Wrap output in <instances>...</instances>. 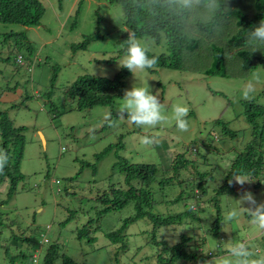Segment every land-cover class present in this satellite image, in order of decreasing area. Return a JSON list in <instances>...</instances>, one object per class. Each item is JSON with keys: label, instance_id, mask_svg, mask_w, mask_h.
I'll return each instance as SVG.
<instances>
[{"label": "rangeland", "instance_id": "rangeland-1", "mask_svg": "<svg viewBox=\"0 0 264 264\" xmlns=\"http://www.w3.org/2000/svg\"><path fill=\"white\" fill-rule=\"evenodd\" d=\"M41 1L46 12L40 25L27 27L0 22V54L10 58L9 61L0 60V110L6 111L16 126L26 127L21 162L25 179L20 182L17 192L2 205L8 198L9 183L0 182V217L6 224L0 228V264L7 260V248L12 253L21 249L30 251L32 258L38 256L34 264H42L47 246L54 242H58L61 254H67L79 264H160L157 253L162 244L154 242L153 226L147 218L127 226L126 249L120 248V243H114L106 235L134 213L132 203L100 218V228L92 233L96 237L94 242L79 238L77 231L95 216L94 197L98 191L113 183L124 184V175L117 166L120 159L155 163L159 166L160 179L164 173H170L171 161L177 153H186L201 171H212V177L207 180V195L199 199L197 205L193 198L186 200L188 204L196 205L199 220L193 222L190 218L187 221L190 224L161 227L156 238L172 245L180 240V234L192 235L193 249L205 256L207 252V255H222L229 235L222 230L223 226L220 236L213 234L212 224L218 216V209L209 200L214 189L222 184L226 165L235 148L240 141L246 142L250 137V123L242 114L244 99L241 98V89L253 72L261 76L256 84L255 99L264 104V68L260 66L246 74L244 71L242 75L239 72L242 68L236 63L233 71L227 72L229 76L169 67H158L156 72L148 69L137 72L136 77L131 73L126 78L125 89L134 84L150 88L164 105L168 122L154 129L137 128L126 120L109 126L105 117L110 115L115 119L120 97L113 106L97 105L80 110L73 108L77 102L68 96L66 90L82 75L112 78L121 69L118 61L124 53L118 39L125 22L123 6L110 0ZM96 32L104 35L103 38L91 41L85 49L73 51L72 44ZM5 33L14 34L5 37ZM141 40L151 51L166 50L164 42L157 44L153 39ZM29 45H32L33 52L28 51ZM20 54L24 59L19 63L17 57ZM52 102L64 112L56 114L57 109L51 111ZM176 104L189 109V130L186 132L178 131L172 119V108ZM218 118L229 121L232 129L240 130L239 136L235 139L215 136L211 130ZM144 136H154V144H142ZM203 139L214 140L217 149L202 146ZM120 142L123 147L118 146ZM112 144L114 147L97 160L96 155ZM73 176L76 179L69 183L68 178ZM179 179L190 180L176 184V178L163 188L158 181L152 184L158 201L155 212L183 209L184 200L173 204L171 199L180 192L186 196L191 183L193 186L197 179L188 171L180 173ZM254 182L246 183L243 188L235 185L236 193L220 197L221 222L228 210L236 206L235 199H239L244 190H250L258 201H264V180L259 187H255ZM71 211H75V217L62 225ZM96 226L94 223L92 229ZM17 228L27 233L25 236L35 232L34 237L40 239L38 245L43 246L41 250L40 246L34 249L33 245L23 247L8 243L11 233L19 232ZM227 228L233 237L251 242L257 251L264 253V230L252 225L245 211L242 210L237 223ZM16 263L19 264L18 260ZM56 264H62L61 255ZM175 264L204 262L178 260Z\"/></svg>", "mask_w": 264, "mask_h": 264}, {"label": "trees", "instance_id": "trees-1", "mask_svg": "<svg viewBox=\"0 0 264 264\" xmlns=\"http://www.w3.org/2000/svg\"><path fill=\"white\" fill-rule=\"evenodd\" d=\"M110 1L119 2L123 6L125 22L124 27L119 31L118 39L119 45L122 46V53H124L123 49L126 46L124 41L128 38V32L135 33L141 39H153L157 44L165 43V51L149 52L150 56L156 55L158 57L156 67L148 69L150 72H156L158 67H169L179 70H203L206 74L229 76L230 74L227 72H232L236 63L238 67L241 66L242 71L239 70V72L242 75L260 66L264 68V52L259 50L252 52V47L247 43L249 30L258 25L261 19H264V0H228L230 9H222L211 23L199 26L188 35H182L175 22L166 14L153 15L148 10L146 0ZM45 12L46 8L41 0H0V22L2 23H16L27 27L38 26L41 24ZM13 34L5 33V37ZM103 36L100 32L87 35L82 41L72 44V49L75 52L79 49H85L91 41L101 39ZM261 48L264 51V46ZM28 51L33 52L32 45L28 46ZM21 56V59L17 57L19 63L24 59V55L21 54ZM0 60L9 61L10 58L9 56L2 57L0 54ZM55 71L57 72V70ZM130 74L129 70L121 68L112 78L91 74L78 77L67 86L66 90L68 96L77 102L76 107L73 108L82 110L97 105L113 106L116 99L123 96L127 85L126 78ZM51 105L50 110L55 111L57 109L56 114L64 112L58 110L53 102ZM242 105L244 107L242 114L250 123L251 133L246 142L240 141L238 148H235L233 157L226 165L227 169L222 184L214 189V194L209 200L218 209V216L212 224V231L216 236L221 235L222 227L219 208L220 197L226 193L237 192L236 186H230L228 182L233 173L250 175L251 179L255 180V187H259L264 180V104L254 99L251 102L243 100ZM229 124V121L218 118L213 122L211 131L215 132V136L220 135V139L221 137L235 139L241 131L232 129ZM25 129V126H16L8 113L0 110V150L6 153L9 158L3 173H0V182L7 181L9 183L8 198L3 200L1 205L17 192L20 182L25 179V175L21 171L26 143L23 134ZM213 141L203 139L202 146L208 149H217ZM118 146L123 147V142L118 143ZM113 147V144L106 147L96 155V159L100 160ZM117 166L124 175V184L113 183L109 188L98 191L94 197L95 216H91L78 229L79 238H88L89 242H94L96 237L92 233L100 228L98 224L100 218L112 210H120L132 203L134 213L126 217L119 228L106 233L114 243L121 244L120 248L126 249L128 247L126 241L127 226L139 219L147 218L153 226L154 242L162 244L161 250L157 253V261L160 264H175L178 260L204 262L212 256L211 253L205 256L198 249L192 248L193 243L191 241L194 238L192 235L182 233L180 240L172 245H169L164 239L156 238V232L161 227L172 224L185 225L190 218L193 219V222L199 220L198 214L190 210L191 203L188 204L186 200L193 198L197 205L199 199L207 195V180L212 177V171H201L195 160L187 157L186 153L175 154L170 164V173H164L160 179L158 178L159 166L155 163L130 162L124 158L119 160ZM95 167L96 164H94ZM183 171L193 172V176L197 179L196 182H193V186L191 183V190L186 196L180 192L171 199L173 204L184 200L183 209L168 213L155 212L154 208L158 201L152 184L158 181L160 187L163 188V186L173 183L176 178V184L189 181L190 179H179V175ZM76 176L68 178V182L74 181ZM74 217L75 211H71L67 219L61 222L62 225ZM94 223L97 226L92 229ZM5 225L4 220L0 217V228ZM20 228H17L19 232L13 231L11 233L8 243L23 247L33 245V248L35 246L38 248L40 239L34 237L35 232L25 236L27 233H22ZM35 230L40 232L39 229ZM46 241L48 242L47 238ZM28 252L21 249L18 250V253H12L7 248L5 251L7 260L3 264H17V260L19 264H34V258ZM60 255L62 264H79L67 254L60 253L58 242L47 246L42 264H56Z\"/></svg>", "mask_w": 264, "mask_h": 264}, {"label": "clouds", "instance_id": "clouds-1", "mask_svg": "<svg viewBox=\"0 0 264 264\" xmlns=\"http://www.w3.org/2000/svg\"><path fill=\"white\" fill-rule=\"evenodd\" d=\"M146 3L148 10L153 15L163 13L169 16L182 35H188L199 26L211 23L222 9H230L228 0H146ZM124 43L126 46L123 49V58L118 61L119 67L129 70L135 77L137 72L156 67L158 57L149 55L150 47L142 42L135 33L128 32V38ZM247 43L252 47V52L258 50L264 52L261 48L264 46V19H261L258 25L249 30ZM260 79V73H252L251 78L245 82L241 89L242 99L250 102L255 99L256 84L260 82ZM120 98L115 119L110 115L105 117L109 126H114L124 120L137 128L154 129L167 124L168 116L164 112V105L159 96L154 94L150 88L134 84L131 88L125 89ZM188 115L189 109L186 106L182 104L173 106L172 119L175 121L178 131L189 130ZM155 140L154 136H144L141 138V143L151 146ZM8 160L7 154L0 150V173H3ZM253 181L255 180L251 179L248 174L233 173L228 182L230 186L239 185L243 188L246 183L250 184ZM235 200L237 201L236 206L231 207L222 219V230L229 235L226 240L227 247L223 250L222 255H213L210 260L204 261V264H264V253L257 251L251 242L242 240L238 236L233 237L232 232L227 228L228 225L239 221L243 210L250 218L252 225L264 230V201H258L250 190L242 191L239 199ZM190 210L198 212L194 203L190 205ZM34 261L37 263L38 256L34 258Z\"/></svg>", "mask_w": 264, "mask_h": 264}, {"label": "built area", "instance_id": "built-area-1", "mask_svg": "<svg viewBox=\"0 0 264 264\" xmlns=\"http://www.w3.org/2000/svg\"><path fill=\"white\" fill-rule=\"evenodd\" d=\"M22 58V56L21 55H19V59H21Z\"/></svg>", "mask_w": 264, "mask_h": 264}]
</instances>
